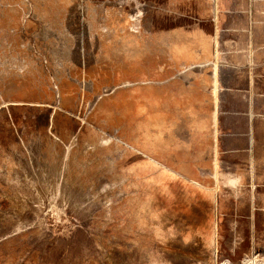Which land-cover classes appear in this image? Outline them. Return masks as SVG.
I'll return each instance as SVG.
<instances>
[{"label":"rangeland","instance_id":"obj_1","mask_svg":"<svg viewBox=\"0 0 264 264\" xmlns=\"http://www.w3.org/2000/svg\"><path fill=\"white\" fill-rule=\"evenodd\" d=\"M0 264H264V0H0Z\"/></svg>","mask_w":264,"mask_h":264}]
</instances>
